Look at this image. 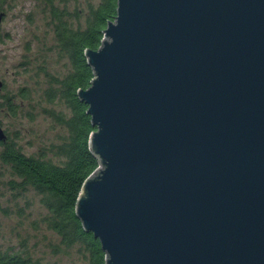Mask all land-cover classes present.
<instances>
[{"label": "water", "instance_id": "obj_1", "mask_svg": "<svg viewBox=\"0 0 264 264\" xmlns=\"http://www.w3.org/2000/svg\"><path fill=\"white\" fill-rule=\"evenodd\" d=\"M103 31L75 212L105 264H264V0H117Z\"/></svg>", "mask_w": 264, "mask_h": 264}, {"label": "rangeland", "instance_id": "obj_2", "mask_svg": "<svg viewBox=\"0 0 264 264\" xmlns=\"http://www.w3.org/2000/svg\"><path fill=\"white\" fill-rule=\"evenodd\" d=\"M98 1L54 3L76 28L84 25L88 4ZM69 67L54 39L52 12L43 0H0V125L27 155L57 160L54 151L66 131L50 111L66 109L48 96L54 78H61ZM10 178V171L0 163V249H26L40 264L83 263L76 248L58 253V237L40 223L46 213L40 195L32 189H11Z\"/></svg>", "mask_w": 264, "mask_h": 264}, {"label": "trees", "instance_id": "obj_3", "mask_svg": "<svg viewBox=\"0 0 264 264\" xmlns=\"http://www.w3.org/2000/svg\"><path fill=\"white\" fill-rule=\"evenodd\" d=\"M43 1L52 12L55 42L70 64L67 73L54 78L48 96L49 101L56 99L66 109L50 111L66 134L55 148L57 160L43 154L27 155L7 135L0 141V163L10 171L8 183L11 189H32L40 195V203L46 209L40 223L58 237V253L76 248L83 260L81 264H105V252L99 240L83 229L75 212V202L85 179L99 166L89 148V134L95 127L91 125V118L86 114L87 105L78 98L77 91L87 88L94 77L84 52L87 48L100 46L103 29L108 21L115 19L117 0L89 3L84 25L76 28L58 12L54 0ZM6 101L8 106L13 105L9 97ZM0 264H40V261L26 249L13 251L7 248L0 249Z\"/></svg>", "mask_w": 264, "mask_h": 264}]
</instances>
